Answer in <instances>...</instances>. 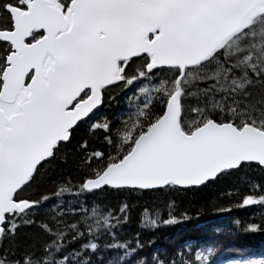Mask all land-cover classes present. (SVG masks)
Here are the masks:
<instances>
[{
  "label": "snow or ice",
  "instance_id": "snow-or-ice-1",
  "mask_svg": "<svg viewBox=\"0 0 264 264\" xmlns=\"http://www.w3.org/2000/svg\"><path fill=\"white\" fill-rule=\"evenodd\" d=\"M230 177L219 211L264 208V0H0V264H264L158 245L188 219L174 200L127 233L106 199Z\"/></svg>",
  "mask_w": 264,
  "mask_h": 264
},
{
  "label": "trees",
  "instance_id": "trees-1",
  "mask_svg": "<svg viewBox=\"0 0 264 264\" xmlns=\"http://www.w3.org/2000/svg\"><path fill=\"white\" fill-rule=\"evenodd\" d=\"M123 94L117 97L120 104L105 105L100 109L101 114H111L123 107ZM83 126L77 131L80 135ZM258 175V173H256ZM55 177H53L54 179ZM236 180L234 177L225 178L208 184L204 187L194 188L190 191L172 192L165 195L161 192L144 191L141 193H128L124 195H110L106 199L116 206L120 201L124 200L132 205L130 211V220L125 225V231L131 233L138 227V216L141 214L148 215L152 210L162 209L163 214H167V201L174 200L176 207L174 214L186 213L188 219L168 228H161L155 234L158 237L157 244L164 246L167 240H175L177 244L188 242L192 245H199L201 242L209 239L219 240L223 251L221 256L224 258H233L237 256V250L264 249V232H243L233 231L228 234L226 231L215 233L212 231L214 227L221 229L233 228L232 221L240 220L241 227L247 223H258L253 218L254 213L264 211L260 206L248 207H232L227 211H219L226 209L228 205L237 203V196L234 191ZM44 188H51V183L45 184ZM232 195L229 196V191ZM149 209V213H143V209ZM207 226V230L201 226ZM111 255V253H108Z\"/></svg>",
  "mask_w": 264,
  "mask_h": 264
}]
</instances>
